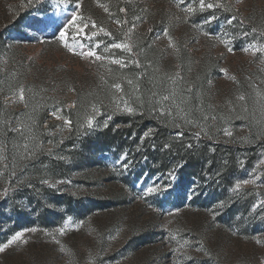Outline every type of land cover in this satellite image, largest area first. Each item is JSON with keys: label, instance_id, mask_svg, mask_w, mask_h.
I'll use <instances>...</instances> for the list:
<instances>
[{"label": "rangeland", "instance_id": "obj_1", "mask_svg": "<svg viewBox=\"0 0 264 264\" xmlns=\"http://www.w3.org/2000/svg\"><path fill=\"white\" fill-rule=\"evenodd\" d=\"M204 3L0 0V264H264V0Z\"/></svg>", "mask_w": 264, "mask_h": 264}, {"label": "trees", "instance_id": "obj_2", "mask_svg": "<svg viewBox=\"0 0 264 264\" xmlns=\"http://www.w3.org/2000/svg\"><path fill=\"white\" fill-rule=\"evenodd\" d=\"M149 118L148 112L144 113H135L131 118H128L127 121L130 123V128L127 131H132V129L141 130L145 127L147 120ZM156 132L152 138H148L147 141H157L161 145L169 144L171 149L177 147L178 155L185 158L186 160L191 161V166L198 167L201 154L207 155L210 158L211 166L214 168L228 173L230 171L231 165L234 163V155L236 150L231 147H226L224 145H216L213 149L207 148L206 144H195V143H186L185 137H178L172 134V126L167 120L166 116H160ZM105 135V140H109L112 137ZM181 143V145H177ZM196 156L194 160H191L193 156Z\"/></svg>", "mask_w": 264, "mask_h": 264}, {"label": "snow or ice", "instance_id": "obj_3", "mask_svg": "<svg viewBox=\"0 0 264 264\" xmlns=\"http://www.w3.org/2000/svg\"><path fill=\"white\" fill-rule=\"evenodd\" d=\"M200 7H201V8H204V7H205L204 0H200ZM206 7H207V8H212V7H214V5H213L212 3H208V4L206 5ZM121 11H124V9H121ZM187 11H188V12H192L193 9H192V8H188ZM233 19H234V17H233ZM41 23H43V22H41ZM117 23H120V22L117 21ZM229 23H231V21H229ZM165 35H167V31H165ZM60 36H61V39H64L65 33H64V32H61V33H60ZM65 46L67 47V44H66ZM111 47H114V48H125V49H127L128 51L131 50L130 47H129L127 44H113V45H111ZM255 50L260 51V52H264V47H260L259 49H255ZM244 51H248V49L246 48V49H244ZM86 55H88V56H96V59H100V58H101V57L97 56L96 53L93 52V51H88V52L86 53ZM114 62L117 63V64L121 63L120 60H115ZM115 87H116V88H119L120 85L117 84V85H115ZM19 98H20L21 100L24 99L23 89H20V91H19ZM165 99H167V97H165ZM239 99L243 100L244 97L241 96V97H239ZM91 123H92V121L89 120V125H91ZM226 134H227V135H231V133H230V132H227V131H226ZM248 182H249V181H244L243 183H248ZM236 188H237V189L240 188V182H237V184H236ZM155 190H156V189H154V188H149V189H147L148 192H153V191H155ZM32 231H35V229H32ZM60 231L63 232V229H60ZM22 236H23V232H17V233H16V234H15V235H14V236H13L8 242H7V244H4V245L0 246V252L4 251V249L7 248L8 245H10V244L14 243L15 241L19 240Z\"/></svg>", "mask_w": 264, "mask_h": 264}]
</instances>
